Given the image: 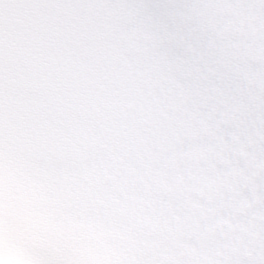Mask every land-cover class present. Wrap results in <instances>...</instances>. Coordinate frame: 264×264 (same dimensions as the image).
Masks as SVG:
<instances>
[{"label":"snow or ice","instance_id":"obj_1","mask_svg":"<svg viewBox=\"0 0 264 264\" xmlns=\"http://www.w3.org/2000/svg\"><path fill=\"white\" fill-rule=\"evenodd\" d=\"M0 264H264V0H0Z\"/></svg>","mask_w":264,"mask_h":264}]
</instances>
